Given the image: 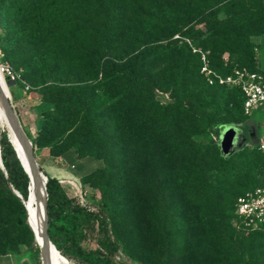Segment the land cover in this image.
Wrapping results in <instances>:
<instances>
[{
    "label": "rangeland",
    "instance_id": "374dc122",
    "mask_svg": "<svg viewBox=\"0 0 264 264\" xmlns=\"http://www.w3.org/2000/svg\"><path fill=\"white\" fill-rule=\"evenodd\" d=\"M37 2L47 7L45 14L49 17L56 16L50 35L45 38L47 53L53 55L49 59L53 61L48 60L41 73L29 76L27 55L36 49L39 42L35 37L26 41L25 37L21 48L20 43L11 38L20 29V17L15 14L14 7L25 8L28 3ZM219 2L209 0L214 10ZM262 2L264 4V0ZM3 4L7 29L5 33L0 25V39L9 41L16 59L13 62L3 53V61L21 77L15 86H9L11 100L8 101L32 147L38 171L46 177H53L47 166L49 161L56 159L61 175L69 174V166L74 165L72 173L81 185L80 191L85 199L95 202L94 207H97V202L92 195L96 189L101 191V198L110 210L111 227L119 246L116 261L126 264H264V225L255 229L246 227L232 214L233 200L228 205L216 206L208 203L215 193L203 196L206 189L202 187L214 182L215 170L223 165L222 161L230 164L242 154L241 150H236L225 156L219 145L210 143L214 137L225 139L224 131L215 129L232 126V120L246 122L247 117L240 112L238 97H233L230 102L231 115L224 105L217 107L216 103L208 102L209 120L215 125L210 136L196 133L190 114L181 116L178 129L173 134L166 127L167 116L162 118L160 110L158 117L148 113L151 103L166 107L182 99L181 92H171V87L175 86L169 81V68L177 71L174 78L177 81L186 59L191 60L189 71L197 69L202 82L204 76L200 67L203 57L208 68L222 77L242 69L264 73V28L250 32L254 33L249 36L253 46L245 55L247 62L239 63L226 51L215 56L221 59L222 71L213 66L211 49L198 45L202 39L199 33L190 37V28L203 32L204 25L194 24V21L181 25L185 7L179 0H0V5ZM245 7L254 9L255 5L246 4ZM171 24L178 25L179 29L168 38L167 29ZM163 45H168L169 51L175 47L179 55L177 65L169 66L168 51L159 48ZM143 52L145 56L151 54L141 57ZM0 55L2 58L1 52ZM103 62L114 68L128 62L134 78L135 75L144 77L148 72L154 78L152 86L147 81H140L132 93H128L126 105L123 93L112 90L109 102L98 99L96 108L91 104L88 106L94 116L90 126L97 128L92 135L108 134L113 127L112 121H122L128 129L125 147H116L113 143L111 147L98 144L100 147L76 148L68 143L51 148L45 140L37 139L40 122L46 124L44 132L49 130L50 123H58L56 114L60 108L55 105L59 101L55 88L91 86L90 79L101 84L99 71ZM95 63L100 64L96 73L91 72ZM140 65L141 70L137 71ZM133 79L129 77L132 87ZM205 86L210 89L222 87L220 92L227 94L239 92L231 84L206 83ZM127 89L129 87L126 86L123 92ZM30 99H38L45 104L33 107L32 121L27 126L24 112L29 108ZM42 108L47 110L41 119L39 113ZM254 147L253 141V145L242 149H246L244 156L251 163L255 162L251 161L252 158L259 159L260 170L251 177L250 187L255 183L257 188H261L264 187V158ZM89 150L94 155H88L86 151ZM203 158L205 164L200 161ZM24 167L27 168L26 165ZM241 192L232 191L230 196L235 197ZM67 193L72 195L68 190ZM23 201L14 191H0V264H45L41 255L36 254L40 245L34 235L14 221L20 206L24 205ZM227 211L231 213L224 215Z\"/></svg>",
    "mask_w": 264,
    "mask_h": 264
},
{
    "label": "trees",
    "instance_id": "16d2710c",
    "mask_svg": "<svg viewBox=\"0 0 264 264\" xmlns=\"http://www.w3.org/2000/svg\"><path fill=\"white\" fill-rule=\"evenodd\" d=\"M179 1L185 7L183 18L180 21L182 26L189 25L193 21L194 24L204 25L205 31L203 32L199 30L195 31L193 28H190V37H195L197 35L196 33H199L202 39H199L198 45L211 49L212 55L214 56L211 58V61L216 69L220 68L222 71L224 70L220 65L221 59L215 56L225 51L230 53L239 63L248 61L245 55H247L249 49L253 46V42L249 36L250 34H254L250 32L254 29L262 31L264 28V4L262 0H220L216 10L209 4V0ZM177 3L179 2H175V4ZM246 4H254L255 7L254 9H247L245 7ZM46 8V6L43 7L41 4H38V2L33 4L28 3V6L25 8L14 7L15 14L20 17V29L11 38L18 41L21 48L23 44H25V37L27 38L26 41L35 37V41L39 42V45H37L36 49L34 48L33 51L28 49L30 53L27 55L28 58H26L29 59L27 60V63H29L27 74L29 76L34 75L35 72L41 73L46 64L49 61H53L49 59L53 55H48L47 53L45 38L47 35H50L49 30H52L51 26H53L56 16L49 17V15L45 14L47 11L45 10ZM4 20L3 4L0 5V25H2L6 33L7 25L4 23ZM27 20H29L30 23H28ZM177 29H179L178 25H169L167 29V32H169L168 38L174 33H177ZM22 38L23 41H21ZM33 45L35 46V44ZM162 47L163 48H159L164 52L168 51L169 66L177 65L179 55H177L175 47H173V51H169L168 45H163ZM155 48L158 50V47ZM0 52L3 55L0 60L2 63H4V54L11 61L15 62L14 53L10 49L7 39H0ZM144 54L145 52L141 54V57ZM150 54L144 56L149 57ZM88 57L93 58L94 56L89 55ZM105 63L106 62H103L100 71L99 63L93 65L95 66L94 69L93 66H91V72H101L103 81L101 84H98L96 79H90L92 83L91 86L89 84L79 88L67 86L55 88V95L59 98V101L57 104L55 103V105L57 108H60V111L56 114L58 123H50L49 130L44 132L43 128L46 124L44 121L41 122V127L36 133L37 139L45 140L46 143H49L48 147L51 148L62 147L68 143V145H72L76 148L100 147L98 144H106V147H111L113 143H115L116 147H125L124 140L128 129L126 128V124L122 121H117L116 123L112 121L113 127L111 130L109 129L108 134H101L96 137L92 135V132L97 128H91L90 126L92 125L91 122L94 116L90 114L92 109L88 108V106L91 104L96 108V101L98 99L109 102L110 92L112 90L117 93H123L124 105H126L128 104V93L134 90L135 86L140 81H147L152 86L154 78L149 72H146L148 75L144 77H137L135 75L134 78V76H131L132 73L128 69V62L119 66V68H114L110 63L108 64V62V65ZM190 64V59H186V61L182 63L180 77L177 81L174 79L177 71L174 68H169V81L171 85L175 87H171L170 83H168V86L172 88V94H175V91L181 92L182 99L166 107H160L159 104L151 103V109L148 113L150 112V114H153L151 115L152 117L154 115L158 117L160 110L162 118L167 116L166 121H168V125L166 127H168V131L173 134H175L178 129L177 126L180 124L181 116L183 114H190L196 125V133L203 136H210L213 131L216 130L220 132L223 131L224 128L222 130H217L214 128L215 125L210 122L206 110L208 102L213 104L216 103L215 105L217 107L224 105L227 113L229 112L228 114L231 115L230 102L233 101V97L236 96L238 97L237 102L241 106L240 112L244 115V96L239 90V92L227 94L225 91L220 92V90L223 89L222 87L215 86L212 89L206 87L207 81L204 77V79L202 78L204 82L198 78L197 69L189 71ZM140 68L141 65L138 66L137 71L141 70ZM251 71L257 70H250V72ZM129 77H132V79L134 78L133 87L129 85ZM157 78L158 77L155 79ZM126 86L129 87V90L127 89V92H123ZM121 98L122 97H120V99ZM198 99H201V102H199ZM45 112L46 110L41 113L42 117ZM234 112L235 111H233V113ZM231 123L241 130L245 138V143H248L250 135L242 122H235L232 120ZM85 126L90 127L85 130ZM210 143L218 146L219 138H211ZM94 144L95 146H93ZM242 148L240 149L242 151L241 156L234 158L233 161L230 162L231 166L228 162L222 161L223 165L215 170L216 176L214 182L209 184L210 188L208 185L202 187L206 189L205 195L203 194L205 197H208V194L215 193L211 200H208V203L221 206L223 204L228 205L233 200L232 214L234 215L235 202L239 195L257 189L255 183L250 187V180L251 177L260 170L257 163L259 159L252 158L251 161L254 160L255 162L251 163L248 157L244 156L246 154V149ZM254 148L264 158V155L258 151L257 146ZM86 152L88 155H94V152L91 150ZM203 160L205 159L203 158L200 161L205 164L206 162ZM0 161L2 166V169H0V191L7 193H12V191L17 192L25 201L29 193V175L24 165L17 159L16 153L10 145L6 130L0 131ZM202 167L204 168L206 166L202 165ZM225 169H227L226 172H224ZM218 182H220V184ZM45 188L47 193V236L59 255L65 258L70 264H126L116 261V254L119 251V246L116 235L111 227L109 207L101 198L102 194L99 189H96L92 195L93 199L97 202V210L93 212L77 204L74 198L68 195L66 189L59 184L56 178L47 177ZM101 189L104 190L102 187ZM232 191L242 192L235 197H231L230 193ZM33 206L35 207L34 204ZM37 210L40 211V209ZM230 213L227 211L224 215ZM14 221L17 226L26 227L31 232L27 226V215L24 205L20 206L14 217ZM36 254L40 255L39 249H36Z\"/></svg>",
    "mask_w": 264,
    "mask_h": 264
},
{
    "label": "built area",
    "instance_id": "2783aa9c",
    "mask_svg": "<svg viewBox=\"0 0 264 264\" xmlns=\"http://www.w3.org/2000/svg\"><path fill=\"white\" fill-rule=\"evenodd\" d=\"M202 61L203 65L200 67V73L204 76L209 85L231 84V86L237 87L244 96V115L249 117L259 108H262L264 115V73L262 71L257 70L250 72L246 69H242L236 71L233 75L222 77L208 68L204 57ZM0 77L8 87V90L9 86H15L21 80L20 75L14 71L13 68L1 61ZM8 100H11L9 91ZM256 146L258 151L264 155V132L263 135L259 137ZM69 170H71L69 173H72V171L75 170V166H69ZM40 177L43 179L44 183H46L47 177L42 173H40ZM56 179L66 191L68 190L72 193V195L69 193L68 195L74 198L77 204L93 212L97 210V207H94L96 204L93 200L88 201L84 198V195L80 191L81 185L76 177L73 179L69 177H56ZM17 195L20 196L18 193ZM235 217L239 219L242 224L251 229L259 228L264 225V187L257 188L253 191H247L239 195L235 202Z\"/></svg>",
    "mask_w": 264,
    "mask_h": 264
},
{
    "label": "bare ground",
    "instance_id": "6f19581e",
    "mask_svg": "<svg viewBox=\"0 0 264 264\" xmlns=\"http://www.w3.org/2000/svg\"><path fill=\"white\" fill-rule=\"evenodd\" d=\"M8 87L0 77V129L6 130L10 145L14 149L15 153L21 160V162L28 166V154L27 149L30 148L29 142L26 140L21 128L16 127L15 117L13 111L9 109L5 102V98L8 99ZM36 163V162H35ZM34 163V164H35ZM37 167V164H35ZM38 169L34 168V176L30 179L28 198L24 201L27 215V226L34 234L35 238L42 247L46 258L52 264H65L59 259L56 252L46 242H42L41 235L44 226V202L46 200L43 179L38 174ZM33 204L35 205V207ZM65 259V258H64ZM67 261V260H66ZM67 264H70L67 261Z\"/></svg>",
    "mask_w": 264,
    "mask_h": 264
},
{
    "label": "water",
    "instance_id": "95a60500",
    "mask_svg": "<svg viewBox=\"0 0 264 264\" xmlns=\"http://www.w3.org/2000/svg\"><path fill=\"white\" fill-rule=\"evenodd\" d=\"M5 102L8 105L9 109L12 110L11 105L8 101V99L5 98ZM15 126L18 127L19 123L15 117V122H14ZM246 125V123L243 124V126ZM20 126V125H19ZM224 135H225V139H219V147L221 152L223 153V155L227 156L230 153H233L236 150H240L245 146H251L253 145V141L255 142V144L258 143L259 137L260 135H255V131L253 130V132L249 131V135H250V140L248 143H245V138L239 135V128L237 126H228V127H224ZM26 138V136H25ZM26 140L28 141V139L26 138ZM29 142V141H28ZM30 144V143H29ZM27 154H28V166L27 168H25L26 172L29 175V180L32 178V176H34V168L38 169V167L35 166V160H34V155H33V151H32V147L30 145V148L27 149ZM17 159L20 161L19 157L16 154ZM22 164V163H21ZM39 176L40 173L38 172ZM44 190H45V195H46V200L44 202V226H43V231H42V235H41V239L42 242H46L48 245H50V247L56 252V254L59 256V259L62 260V262H64L65 264H67L66 259H64L61 255H59L58 251L54 248V246L52 245V243L50 242L48 236H47V223H48V217H47V210H46V201H47V193H46V188L44 186ZM25 206V204H24ZM39 251H40V255L43 259V261L45 262V264H52L46 257H45V253L42 249V247L39 246Z\"/></svg>",
    "mask_w": 264,
    "mask_h": 264
},
{
    "label": "crops",
    "instance_id": "0c3cea01",
    "mask_svg": "<svg viewBox=\"0 0 264 264\" xmlns=\"http://www.w3.org/2000/svg\"><path fill=\"white\" fill-rule=\"evenodd\" d=\"M28 103H29V108L27 110H25V112H24V114H25L24 115L25 116L24 120H25L27 126H29L31 124V121H32L31 120V112L33 110V107L42 106V104H45L42 101H39L38 99H30L28 101ZM44 110H47V108H45V109L42 108L40 110L39 114H40V118L41 119H42V114L41 113ZM36 123L37 122H35V124ZM245 123H246V125H244V126L247 128V130H250V132H253V130H254L256 136L257 135H260V136L263 135V132H264V115H263V112H262V108L257 109L256 111H254L252 113L251 116L247 117V120H246ZM242 124H244V123H242ZM40 127H41V122H40ZM239 132H240L239 135L241 136L242 135L241 130H239ZM58 165H59V163H58L57 159L56 160H51V161L48 162L47 168H48L49 171L52 172V174H53L52 176L54 178H56V177H69V178H72V179L75 178L74 173H69V174L65 173V175H61V172L59 173Z\"/></svg>",
    "mask_w": 264,
    "mask_h": 264
}]
</instances>
